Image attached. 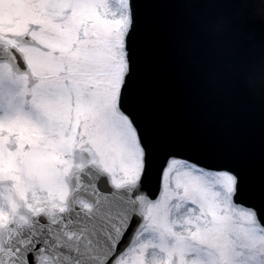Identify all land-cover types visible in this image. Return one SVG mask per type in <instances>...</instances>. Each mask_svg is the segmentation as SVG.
<instances>
[{
	"label": "rangeland",
	"instance_id": "obj_1",
	"mask_svg": "<svg viewBox=\"0 0 264 264\" xmlns=\"http://www.w3.org/2000/svg\"><path fill=\"white\" fill-rule=\"evenodd\" d=\"M129 26V0H0V42L17 46L29 68L0 62V250L10 222L68 208L85 152L114 186L138 183L142 148L118 109ZM234 189L231 174L170 160L117 264H264V228L233 203Z\"/></svg>",
	"mask_w": 264,
	"mask_h": 264
},
{
	"label": "water",
	"instance_id": "obj_2",
	"mask_svg": "<svg viewBox=\"0 0 264 264\" xmlns=\"http://www.w3.org/2000/svg\"><path fill=\"white\" fill-rule=\"evenodd\" d=\"M128 70L119 108L137 130L144 169L137 186L114 188L98 166L74 170L68 209L10 223L0 264H116L144 223L173 158L236 177L234 202L264 227V0H129ZM23 42L30 43L25 36ZM0 61L27 73L0 43ZM91 204L84 210L79 201Z\"/></svg>",
	"mask_w": 264,
	"mask_h": 264
}]
</instances>
